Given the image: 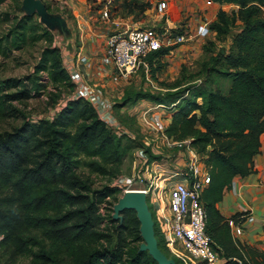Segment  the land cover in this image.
Masks as SVG:
<instances>
[{
	"label": "trees",
	"instance_id": "16d2710c",
	"mask_svg": "<svg viewBox=\"0 0 264 264\" xmlns=\"http://www.w3.org/2000/svg\"><path fill=\"white\" fill-rule=\"evenodd\" d=\"M140 1L143 12L150 3L162 0H132L131 4ZM209 1L234 6L231 12L219 9L209 24L215 41L230 38L228 52L221 54L214 41L203 46L214 66L209 70L205 65L203 72L214 71L229 79L227 90L191 87V80L182 81V77L171 85L159 84L165 94L127 92L117 105L143 100L167 107L176 104L169 110L166 134L178 142L191 140L209 174L201 204L213 250L223 264H264V251L231 235L228 221L241 225V214L226 218L217 208L235 178L254 172L253 160L260 153L264 133V0ZM5 17V22L10 21ZM176 33L182 34L179 30ZM27 40L44 42L32 75L0 79V121H22L18 127L0 132V264H156L146 252L139 251L142 239L135 212L124 211L121 221L112 220V207L120 191L108 184L120 175L131 150L127 137L108 128L86 100H67L74 84L54 44V33L36 16L21 15L11 22L0 38V54ZM177 47L163 48L147 57L152 80L157 81L162 58ZM41 74L46 83L41 82ZM48 86L53 90L47 93L49 101L54 107L57 104L58 112L29 120L17 104L41 96ZM94 178L108 184L96 189ZM110 199L114 202L105 208L104 216L100 215L99 209ZM155 236L159 249L171 258L156 225Z\"/></svg>",
	"mask_w": 264,
	"mask_h": 264
},
{
	"label": "built area",
	"instance_id": "2783aa9c",
	"mask_svg": "<svg viewBox=\"0 0 264 264\" xmlns=\"http://www.w3.org/2000/svg\"><path fill=\"white\" fill-rule=\"evenodd\" d=\"M204 3L214 4L209 0H204ZM154 10L163 20L169 10L168 3L165 0L157 2ZM104 15L108 17L107 12H104ZM161 21L150 29L125 25L107 36L106 56L113 71L121 79L134 77L142 70L146 80H149L147 57L163 48L180 46L188 41L185 34L173 32V29L166 25L165 19L164 24H161ZM209 24L208 20L204 21L201 28L204 33L214 34L209 29ZM68 64L63 63V66L74 88L67 100H86L94 108L98 118L116 135L121 136L119 124L113 114V103L94 87L84 83L83 71L88 69V57L79 51ZM171 107L155 105L150 109L161 108L168 111ZM58 110L57 107L53 113ZM139 122L153 135L152 141L157 147L177 152L174 164L169 167L166 162H150L144 151L140 150L137 152L139 173L134 178L119 175L109 186L117 188L120 196L135 190L146 195L154 225L157 226L171 259L177 260L178 264H219L222 260L213 250L212 241L206 234V215L201 204V194L210 183L209 174L191 147V140L178 142L168 137L167 119L150 113L148 109L140 113ZM146 145L148 146V142ZM231 187H234L233 183ZM105 208L108 206H101L100 215L104 216ZM249 213V210L242 211L239 219L246 220ZM228 226L233 238L238 240L243 232L241 225L229 220Z\"/></svg>",
	"mask_w": 264,
	"mask_h": 264
},
{
	"label": "rangeland",
	"instance_id": "374dc122",
	"mask_svg": "<svg viewBox=\"0 0 264 264\" xmlns=\"http://www.w3.org/2000/svg\"><path fill=\"white\" fill-rule=\"evenodd\" d=\"M44 4L49 7L50 13H57L66 19L67 29L70 30L66 38H60V34L54 33V44L59 48L60 52L64 55L67 52H77L81 46L80 40L83 41L87 39L89 43L93 42L91 46L94 47L95 56H89L88 71L96 70L94 67L103 65L108 77V81L113 83L114 90L109 94V101L115 103L113 106L114 116L119 124L125 131L128 132L127 135L133 134L135 140L125 139L130 145V152L122 164L120 175L127 178H134L138 173V161L137 152L140 150L144 151L148 161H157L165 163L167 166L174 164L175 151L168 150L164 147L156 148V154H152L151 147L155 144L153 143V135L150 134L145 128H142L139 124V116L143 110H150V113L155 115H160L164 119L169 116V110L166 109H150L155 107L151 102L146 100L136 102L134 104H127L122 107L117 104H121L124 93L131 92H147L150 94L158 95L165 94L166 90L161 88L159 84L171 85L177 79L191 80L189 86L200 85L204 88H212L213 84L222 90L226 91L230 85V80L224 78L223 76L216 74L211 71L206 74L204 66L211 70L213 65H210L209 55L203 53V42L206 44L210 39L204 40L202 43H198L193 49V52H198L196 56H191L186 58L177 49L170 53L168 56L162 58L159 63L162 65V70L156 73L157 81L151 79L148 74L149 80H146L142 70L134 77L121 79L112 69L110 61L106 56V40L107 36L112 34L116 29L123 28L125 25L130 27H141V28H153L158 25L162 18L155 12V3H150V8L143 12L140 11V3L131 4L128 0H42ZM150 1V0H149ZM168 3L169 10L168 14L172 15L173 9H175V0H165ZM144 2V1H143ZM22 0H3L0 2V38L4 36L11 22L16 21L21 15H24L21 11ZM169 3L173 4L171 7ZM142 4V3H141ZM205 4V3H204ZM126 5V9L123 10V6ZM206 5V4H205ZM132 8L134 11H132ZM234 8L228 7L227 12H231ZM104 12L108 13V17L104 15ZM5 15L9 16L10 21L5 22ZM37 17V16H36ZM38 18V17H37ZM186 16L181 17V21L177 24L172 18L175 28L173 32L179 30L182 34H185L182 22L185 21ZM187 20V19H186ZM114 22L116 24H114ZM118 23V24H117ZM68 30V31H69ZM63 40V42L61 41ZM96 43V44H95ZM4 44V41L1 42ZM44 42L39 41L33 43L27 40L26 43L19 45L14 48L8 49L5 55L0 54V79L8 78H26L32 75L33 67L37 63V59ZM225 46V45H224ZM86 49L83 48V51ZM79 52V51H78ZM71 53V54H73ZM67 56V55H66ZM76 55H74V58ZM72 58V59H74ZM96 59L97 65H93V60ZM71 59V60H72ZM63 63V62H62ZM156 66V65H155ZM154 66V67H155ZM152 67V68H154ZM98 69V68H97ZM43 79L41 82H45V75L41 74ZM46 83V82H45ZM51 86L47 87L46 92L42 93L39 97H33L22 105L17 106L22 110L25 117L29 120L36 118H48L53 112V108H57V104L54 107L49 101L48 92H52ZM62 101V100H61ZM22 123L20 120L5 119L0 121V132L10 131L15 127H18ZM142 128V129H141ZM124 132V131H123ZM121 131V135L125 136V133ZM150 142V145L143 143V140ZM94 188H99L102 185H107L108 183L100 178H94ZM110 184V183H109ZM108 184V185H109ZM138 188V187H135ZM120 194L118 195V198ZM114 201L110 199L107 203L108 208ZM148 202V200H147ZM167 251V250H166ZM168 253V251H167ZM170 257V255H169ZM175 262L178 261L175 260Z\"/></svg>",
	"mask_w": 264,
	"mask_h": 264
},
{
	"label": "crops",
	"instance_id": "0c3cea01",
	"mask_svg": "<svg viewBox=\"0 0 264 264\" xmlns=\"http://www.w3.org/2000/svg\"><path fill=\"white\" fill-rule=\"evenodd\" d=\"M169 5L171 7L173 6L172 3H169ZM228 7L234 8V6L232 5L221 6L215 3L211 5H205L204 0H175V9H173L172 15H169L167 13L164 19L166 21V25L169 28L174 29L175 25L173 21L170 20V18H172L174 22L178 24L181 21L182 16L187 17L181 24L183 25L188 41L178 46L177 50L183 56H186V58L196 56L198 52L192 51L193 49H195V46L200 42L202 43L204 40L212 39L211 41L215 42L216 50H220V52L221 50H223V54H226L231 43L230 38H226V40L223 42H217L215 41L214 34L204 33L201 27L204 21L208 20L210 23L214 21L219 9L227 11ZM68 32H70V30ZM66 37L67 36L63 35L60 36V38ZM61 41L63 42V40ZM83 41L85 42V44L80 40V44L82 47H80L78 51H82L88 57V59L89 56H95V53L93 51L95 46H91L93 42L89 43L87 39H84ZM202 44L203 46L205 45L204 42ZM83 48H85L86 50L83 51ZM78 51L75 53L71 52L73 54L67 52L64 55V58L63 54L61 53L62 62L68 64V62H70V60L74 58V55L78 54ZM173 51L171 53H173ZM90 59L93 60V65H97V63H95L97 62L96 59ZM100 65L101 66L99 67H94L96 68V70H81V72L83 71L84 83L94 87L98 92L103 94V96L107 97L114 90V86L112 82L108 81V77L105 75L106 71L103 68V65ZM213 88L219 89L216 84L213 85ZM109 97H107V99H109ZM114 104L115 103H113V106ZM55 110L56 108L54 109V111ZM51 115H53V112H51ZM119 129L121 131H124L123 133H125V137L131 140H135V136L133 134L127 135L128 132L120 126ZM260 139V153L255 156L253 160L254 172L244 178H235L232 182L234 187L225 190L222 200L217 204V208L220 213L226 218H229L236 213H241L244 210H249V216L246 220H243L241 224L243 232L242 235L238 238V241L240 243L254 246L257 249L264 251V133L261 135ZM146 140L147 139L145 138V140H143V143L147 144L148 142V145H150V142ZM156 148H158L156 144L151 147L152 154H156ZM219 264H222V262H220Z\"/></svg>",
	"mask_w": 264,
	"mask_h": 264
},
{
	"label": "water",
	"instance_id": "95a60500",
	"mask_svg": "<svg viewBox=\"0 0 264 264\" xmlns=\"http://www.w3.org/2000/svg\"><path fill=\"white\" fill-rule=\"evenodd\" d=\"M20 9L26 16H37L40 23L48 30L63 36L68 35L66 19L60 14L50 13L42 0H22ZM223 53L221 50V54ZM112 210L114 221H121V213L124 211L135 212L139 223V235L142 239L139 246L140 252H146L156 264H177L174 259L168 258L159 249L152 213L143 192L135 190L123 193L113 205Z\"/></svg>",
	"mask_w": 264,
	"mask_h": 264
},
{
	"label": "clouds",
	"instance_id": "9594fccd",
	"mask_svg": "<svg viewBox=\"0 0 264 264\" xmlns=\"http://www.w3.org/2000/svg\"><path fill=\"white\" fill-rule=\"evenodd\" d=\"M128 192H130V191H128ZM140 192V191H139Z\"/></svg>",
	"mask_w": 264,
	"mask_h": 264
}]
</instances>
